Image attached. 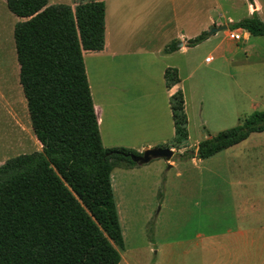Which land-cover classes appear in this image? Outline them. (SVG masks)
I'll return each mask as SVG.
<instances>
[{"label": "rangeland", "instance_id": "1", "mask_svg": "<svg viewBox=\"0 0 264 264\" xmlns=\"http://www.w3.org/2000/svg\"><path fill=\"white\" fill-rule=\"evenodd\" d=\"M226 1L225 22L250 16L248 0ZM71 2L48 0L49 5ZM259 2L264 21V0ZM15 17L0 0V165L38 150L18 80L10 27ZM227 30L242 38L230 39ZM244 35L228 26L171 54L155 43L150 46L161 49L157 56L144 54L139 44L114 58L108 51L86 56L93 103H101L104 110L99 125L103 146L130 148L127 142L148 141L152 145L147 148L167 144L173 150L170 160L154 158L133 168L116 167L111 173L125 245L118 249L119 264H264V133H252L209 158H191L199 141L242 123L253 111H264V35L246 40ZM106 37L117 42L116 26ZM231 49L238 52L230 55ZM207 56L212 60L205 61ZM164 66L178 70L184 93L189 137L179 150L172 144ZM120 85L128 86L124 89L131 96L152 89L158 98L157 107L149 106V125L142 135L127 121L133 105L116 100ZM119 112L125 114L117 116ZM135 132L142 138L130 141ZM240 230L242 235H236Z\"/></svg>", "mask_w": 264, "mask_h": 264}, {"label": "trees", "instance_id": "2", "mask_svg": "<svg viewBox=\"0 0 264 264\" xmlns=\"http://www.w3.org/2000/svg\"><path fill=\"white\" fill-rule=\"evenodd\" d=\"M4 1L10 12L25 18L15 23L13 39L19 83L42 148L0 165V264H119L118 249L125 245L111 173L137 166L132 156L141 153L104 147L99 131L83 54L104 48V0H74V7ZM229 27L264 35L256 10ZM208 35L202 31L185 46ZM178 49V41H171L163 51ZM163 75L167 85L180 80L175 67H166ZM169 105L172 144L179 150L189 137L181 89L169 97ZM262 132L264 111H253L242 123L202 140L191 158H209Z\"/></svg>", "mask_w": 264, "mask_h": 264}, {"label": "crops", "instance_id": "3", "mask_svg": "<svg viewBox=\"0 0 264 264\" xmlns=\"http://www.w3.org/2000/svg\"><path fill=\"white\" fill-rule=\"evenodd\" d=\"M73 3L75 4L74 0H72V2L69 4L74 7ZM104 3V48L100 51H85L83 54L84 60L89 54H93L92 56H99L105 54V52L107 53V51L108 53L110 52V56L114 58L119 54L132 52L133 46L135 44L143 45L140 50L144 52V54L151 56H157V54L161 52L160 48L150 46L151 44L155 43H161L162 45H164L162 48L163 50L164 47L171 41H178L179 49L182 48L185 50L188 47L185 46L186 41L190 38L195 37L202 31H206V27L209 28L212 26L213 28H219L226 26V28H228L230 23L236 22L231 20L230 18H228L227 22L224 21L226 14L224 12L222 4H227L226 0H104ZM261 9L262 5L259 0H253V5L251 6L250 4L249 7V13L251 15L252 12L256 10L258 16L260 17ZM21 20H24V18L16 16L15 19H13L12 23L10 24L12 31L14 28V24ZM114 26H116L118 33L117 42H113L112 39L107 41V31H109L110 28H113ZM238 29L245 32V40L248 39L249 36H251L246 30L241 28ZM211 34L209 33L208 37ZM110 35H113V33L110 32ZM157 38H161V41L157 42ZM180 43L183 44L182 47L179 46ZM237 52V49H231L230 55L236 54ZM180 83L181 82L179 80L178 82L172 83L170 85L165 84V87L163 89L165 92L164 95L166 94V97L169 98L177 89H181ZM124 87L128 88V86L120 85L119 95L116 97V100L119 101L120 104L122 103L125 105H133V108L128 111L127 121L128 124L130 123L129 125L132 131L135 130L138 134L142 135L146 133L149 125L147 111L152 109L149 106L153 105L157 107L156 105L158 98H155V92L152 89L151 92L148 90L146 93H144V89H141L131 96L129 91L125 90ZM20 90L27 111V120L28 123L31 124L27 110V102L23 95L21 85ZM94 107L98 123L99 125H101L102 117L104 115L102 104L94 103ZM123 114L125 113L119 112L117 116H122ZM149 114L150 111L148 112V115ZM155 120L156 121L154 125L157 124V119ZM115 124L117 125L118 123H113V126ZM136 132L134 133L133 137L130 138V141L136 140L137 138H142ZM201 141H199L198 144ZM127 143V146H131L130 148H133L140 153L142 149H145L152 145L151 142L148 141L142 144H138L137 142ZM36 144V149L41 150L42 146L37 139ZM236 235H242L241 230L237 231Z\"/></svg>", "mask_w": 264, "mask_h": 264}, {"label": "water", "instance_id": "4", "mask_svg": "<svg viewBox=\"0 0 264 264\" xmlns=\"http://www.w3.org/2000/svg\"><path fill=\"white\" fill-rule=\"evenodd\" d=\"M226 28V26L219 27V28H212L211 33H215L216 31ZM180 47L183 46V44H179ZM173 155V150L171 148L167 147H160L155 146L151 148H146L141 154L139 155H133L132 160L137 162L138 165L146 164L149 161H151L154 158H164L165 160H170Z\"/></svg>", "mask_w": 264, "mask_h": 264}, {"label": "built area", "instance_id": "5", "mask_svg": "<svg viewBox=\"0 0 264 264\" xmlns=\"http://www.w3.org/2000/svg\"><path fill=\"white\" fill-rule=\"evenodd\" d=\"M227 32H228L227 33V36L230 39H232V40L237 41V40H240L242 38V36L239 33H237V32H233V31H229V30H227ZM211 60H212V57L211 56H209V57L206 58V61H211Z\"/></svg>", "mask_w": 264, "mask_h": 264}]
</instances>
